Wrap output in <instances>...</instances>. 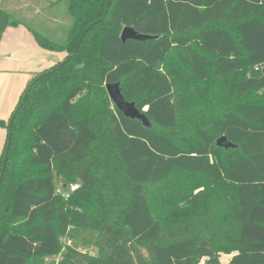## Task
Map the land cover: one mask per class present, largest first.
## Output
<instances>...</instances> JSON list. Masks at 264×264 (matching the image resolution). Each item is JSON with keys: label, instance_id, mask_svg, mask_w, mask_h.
<instances>
[{"label": "trees", "instance_id": "1", "mask_svg": "<svg viewBox=\"0 0 264 264\" xmlns=\"http://www.w3.org/2000/svg\"><path fill=\"white\" fill-rule=\"evenodd\" d=\"M108 1H53L63 41L28 28L67 55L0 120V264H264V0ZM19 3L0 0V20L19 25L6 9ZM124 27L159 38L122 42ZM181 74L237 100L208 129L170 134ZM117 82L149 128L107 99ZM57 178L76 186L67 198Z\"/></svg>", "mask_w": 264, "mask_h": 264}, {"label": "rangeland", "instance_id": "2", "mask_svg": "<svg viewBox=\"0 0 264 264\" xmlns=\"http://www.w3.org/2000/svg\"><path fill=\"white\" fill-rule=\"evenodd\" d=\"M56 0H21L18 6L9 5L6 7L11 15L13 22L19 23L17 26H24L27 30L31 28L42 35L56 41L65 40L68 28L71 24L67 15V6L64 2L53 3ZM53 3V4H52ZM31 9V10H28ZM22 22V23H21ZM7 25L0 20V38ZM1 40V39H0ZM63 53V58L67 55ZM171 68H176L174 64H169ZM33 78V77H32ZM174 97L178 113V126L176 130L170 131V134L177 135L183 132H192L197 126L208 129V123L212 116L220 113L223 109L233 104L237 99L226 96L224 86L216 77H211L207 83H198L190 81L187 76L180 75L174 79ZM106 92V91H105ZM107 96V93H106ZM255 97V96H254ZM253 97V99H254ZM108 99V96H107ZM6 137L0 138V155ZM76 186H65L61 179L57 178V189L68 197V192H72ZM205 220V219H204ZM65 246L73 245L68 238L62 240ZM82 253L95 255L96 248L78 247ZM60 254L55 258H46L42 264H57L60 260ZM221 262H226L227 257L221 256Z\"/></svg>", "mask_w": 264, "mask_h": 264}, {"label": "crops", "instance_id": "3", "mask_svg": "<svg viewBox=\"0 0 264 264\" xmlns=\"http://www.w3.org/2000/svg\"><path fill=\"white\" fill-rule=\"evenodd\" d=\"M0 40V120L8 117L26 85L41 71L63 59V53L46 51L24 26L5 25ZM6 137L0 129V138Z\"/></svg>", "mask_w": 264, "mask_h": 264}, {"label": "water", "instance_id": "4", "mask_svg": "<svg viewBox=\"0 0 264 264\" xmlns=\"http://www.w3.org/2000/svg\"><path fill=\"white\" fill-rule=\"evenodd\" d=\"M109 2H110V0L107 2V8L109 7V5H108ZM119 36H120L122 42H126L128 40H130V41L134 40V41H138V42H145L147 40H157L159 38V36H156V35L140 34V33L136 32L133 27H131V28L130 27H124L121 30ZM35 81H33L31 84H34ZM105 90H106L108 98L111 100V102L113 103L115 108L117 110H119L125 117H127V118H129L131 120L137 119V120L141 121V124L144 127H146V128L150 127V123H149L147 117L145 116V114L141 113L136 108L135 103L134 102L131 103V102H128L125 99H123V97L121 95V92H120V86H119L118 82L117 83H106L105 84ZM25 96H26V94L24 95V98H25ZM23 101H24V99H23ZM23 103L17 108V110H19L23 106ZM13 116L14 115H12L11 120L9 122V127H11V125H12ZM215 143L217 144L218 147H221V148H224V149H229V148H235L236 147L235 144L228 142L224 136H221L218 139H216ZM8 150L9 149H8V145H7L6 146V152H8ZM5 161H6V155L4 157V161H3V164H2L3 165V169H2V172H1V175H0V179L2 177V173H3V171L5 169V166H6L5 165Z\"/></svg>", "mask_w": 264, "mask_h": 264}, {"label": "built area", "instance_id": "5", "mask_svg": "<svg viewBox=\"0 0 264 264\" xmlns=\"http://www.w3.org/2000/svg\"><path fill=\"white\" fill-rule=\"evenodd\" d=\"M257 70V68H255Z\"/></svg>", "mask_w": 264, "mask_h": 264}]
</instances>
